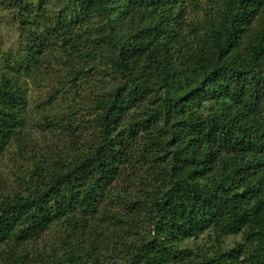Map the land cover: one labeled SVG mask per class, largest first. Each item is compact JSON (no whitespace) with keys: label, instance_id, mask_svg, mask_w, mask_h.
<instances>
[{"label":"trees","instance_id":"16d2710c","mask_svg":"<svg viewBox=\"0 0 264 264\" xmlns=\"http://www.w3.org/2000/svg\"><path fill=\"white\" fill-rule=\"evenodd\" d=\"M4 3L0 154L29 164L0 190V264H264V0ZM41 69L82 116L65 147L28 148Z\"/></svg>","mask_w":264,"mask_h":264},{"label":"rangeland","instance_id":"374dc122","mask_svg":"<svg viewBox=\"0 0 264 264\" xmlns=\"http://www.w3.org/2000/svg\"><path fill=\"white\" fill-rule=\"evenodd\" d=\"M192 6H187V12H190ZM15 13L13 7L4 3L0 5V55H13L14 51L19 48V28L14 20ZM38 80L26 79L27 88V112L29 115L28 148L32 144H37L41 148L55 146L65 147L72 135H79L82 126L78 123V118L82 116L76 115L66 117L67 106L60 98H56L47 102L50 78L47 79L45 70L41 69ZM49 120L52 125L46 126L44 121ZM30 139V140H29ZM86 139V135H82L81 141ZM19 146L13 141L0 154V190H7L18 184L17 177L19 173L29 164L26 158V152H21ZM50 230H55L51 227ZM54 236L50 232H44L40 243H51ZM241 236L228 235L223 240L225 247H230L240 241ZM48 242H46L45 240ZM206 239V238H203ZM209 245V243H206ZM49 248V246H46Z\"/></svg>","mask_w":264,"mask_h":264}]
</instances>
